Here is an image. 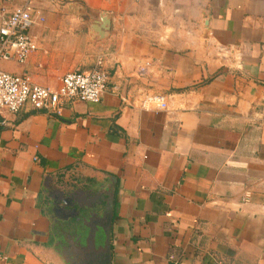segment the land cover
Segmentation results:
<instances>
[{"label":"crops","instance_id":"obj_1","mask_svg":"<svg viewBox=\"0 0 264 264\" xmlns=\"http://www.w3.org/2000/svg\"><path fill=\"white\" fill-rule=\"evenodd\" d=\"M33 5L39 50L12 74L58 89L103 60L109 92L0 116V264H64L48 200L61 192L114 200L112 264H264V0ZM104 13L109 37L92 41ZM145 94L168 111L141 110Z\"/></svg>","mask_w":264,"mask_h":264},{"label":"built area","instance_id":"obj_2","mask_svg":"<svg viewBox=\"0 0 264 264\" xmlns=\"http://www.w3.org/2000/svg\"><path fill=\"white\" fill-rule=\"evenodd\" d=\"M33 2L28 0L11 12L0 11V63L25 64L39 50L38 40L30 31L34 26L44 24L46 19ZM109 82L110 73L103 60L91 70L65 74L58 89L37 85L29 75L0 69V116L17 114L26 105L48 115H60L62 104L66 102L99 103L109 92ZM137 100L139 108L144 111L169 109L168 97L164 95L145 94Z\"/></svg>","mask_w":264,"mask_h":264},{"label":"water","instance_id":"obj_3","mask_svg":"<svg viewBox=\"0 0 264 264\" xmlns=\"http://www.w3.org/2000/svg\"><path fill=\"white\" fill-rule=\"evenodd\" d=\"M111 26L112 22L109 14H102L99 23L94 22L89 27L91 40L101 41L107 39ZM86 187L90 186L86 184ZM95 190L101 191L98 188H93L90 191L94 192ZM54 199L55 197L49 195V205L54 203ZM57 201L54 204V214L51 215L49 213L52 228L56 223L59 224L61 220L67 222L75 217L78 218V221L82 220L85 217H83V212L91 215V221L85 222L86 231L76 232V235L72 236L71 239L68 237L69 239L64 244H54L55 246L52 250L59 256L61 261L64 264H112L110 234L113 222L114 200L106 196L99 197L96 195L95 198L90 197L89 201L81 199L73 201L70 198H65L62 201L60 199V202L57 198ZM96 207L103 209L100 215L91 214V211ZM99 236L102 240L101 244H99Z\"/></svg>","mask_w":264,"mask_h":264},{"label":"flooded vegetation","instance_id":"obj_4","mask_svg":"<svg viewBox=\"0 0 264 264\" xmlns=\"http://www.w3.org/2000/svg\"><path fill=\"white\" fill-rule=\"evenodd\" d=\"M52 193V192H51ZM62 194L61 195H52L50 194L51 197H55L54 199V203L52 204V207L49 211V213L51 215L54 214V209H55V203H57V198L59 199V202H60V199L61 201L64 200L65 198H70L72 199L73 201H76L78 198L77 195H74V193H65V192H61ZM63 204V202H61ZM85 216V217H84ZM83 219L78 221L77 219L78 218H74V219H70L69 221H63L61 220L59 224H55L54 227L52 228V242L55 243V244H64L65 241L67 239H71L72 236L76 235V232L78 231H81V230H84L86 231L87 228L85 227V222H90L91 221V215L87 212H84L83 214ZM69 237V238H68ZM58 248V246H56Z\"/></svg>","mask_w":264,"mask_h":264},{"label":"rangeland","instance_id":"obj_5","mask_svg":"<svg viewBox=\"0 0 264 264\" xmlns=\"http://www.w3.org/2000/svg\"><path fill=\"white\" fill-rule=\"evenodd\" d=\"M13 66H14V62H1L0 63V69H3L4 71L11 72V73L14 71Z\"/></svg>","mask_w":264,"mask_h":264}]
</instances>
